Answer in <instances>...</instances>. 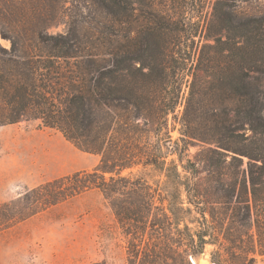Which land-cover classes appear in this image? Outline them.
Instances as JSON below:
<instances>
[{
    "label": "trees",
    "instance_id": "trees-1",
    "mask_svg": "<svg viewBox=\"0 0 264 264\" xmlns=\"http://www.w3.org/2000/svg\"><path fill=\"white\" fill-rule=\"evenodd\" d=\"M85 1L93 26L76 25L65 15V32L49 34L58 13L49 0H0V35L10 41L9 49L0 46V126L39 121L99 157L91 171L43 183L1 204L0 231L96 190L118 226L129 223V264H177L175 254L179 264H191L189 257H198L205 245L221 246L209 232L216 227L208 223L192 232L185 225L181 236L149 234L147 241L146 231L155 226L178 229L176 213L183 209L158 195L167 214L157 218L147 182L122 173L138 167L177 173L166 155L182 163V151L199 144L208 148L182 169L196 173L203 164L231 177L220 202L215 200L227 206L226 229L234 230L222 237L230 256L224 263L256 264L260 257L264 264V13L242 12L243 0H215L210 17L193 22L183 9L175 15L155 0ZM169 116L172 129L179 126L176 141L169 136ZM161 135L169 154L161 151ZM185 193L205 219L201 207L210 202Z\"/></svg>",
    "mask_w": 264,
    "mask_h": 264
},
{
    "label": "rangeland",
    "instance_id": "rangeland-1",
    "mask_svg": "<svg viewBox=\"0 0 264 264\" xmlns=\"http://www.w3.org/2000/svg\"><path fill=\"white\" fill-rule=\"evenodd\" d=\"M20 2L22 0H10ZM56 8V22L48 27L49 34L63 33L66 30L63 23L68 15L76 25L88 27L94 25L91 21L92 12L85 0H49ZM59 1V2H58ZM187 0H155L164 8L177 14V10H184L186 16L193 22L204 21L210 17L215 0H197L194 8L188 7ZM239 9L247 14H263L264 0H243ZM64 19V21L62 20ZM0 46L9 49L10 41L2 39ZM183 96L187 95V88L182 87ZM183 112V104L175 110L179 118ZM171 116L168 118V131L172 141L179 138V126L172 129ZM165 133V130L162 131ZM163 138V139H162ZM167 136H160L159 142L162 153L167 154L165 147ZM153 142L157 138L152 139ZM183 144H179V149ZM207 145L192 144L182 151V163L174 154L166 155V163L174 161L177 173L160 172L155 168H135L125 171L122 176L131 181L144 180L150 186V192L155 194L153 213L162 219V212L166 214L167 202L158 200V195L168 196L174 204H180L183 211H177L178 229L164 224V227H153L146 231L145 239L176 238L181 236L185 225L192 232L203 231L213 225L209 232L221 241L220 245L207 244L203 248L204 258L213 262L224 263L230 256L226 251V244L222 237L234 230H227L229 219L222 204L221 194L231 181L228 175L212 172L203 164L197 165L196 173H188L182 169L187 160L196 162L200 151L207 149ZM99 162L96 155L84 153L66 141L62 135L40 125L39 121H21L12 125L0 126V205L18 201L28 189L43 183L69 176L79 171H91ZM246 160H244L245 166ZM131 172V174H129ZM10 186V188H9ZM8 188L12 192L8 196ZM204 196L202 201L210 202L204 208V218L196 209L188 204L185 191ZM220 202V201H219ZM226 205V204H224ZM20 208V206H17ZM190 209V211H186ZM229 213L231 211H228ZM210 214H213L212 222ZM169 215V214H168ZM224 219V227L218 229V220ZM130 229L125 223L123 229L116 222L109 202L96 190L87 191L70 200L59 203L23 222L0 231V264H129L127 259L128 242L131 235L125 232ZM159 229V230H158ZM158 231V233H157ZM152 243V240H151ZM176 253L182 249L174 246ZM236 254V253H235ZM237 255V254H236ZM200 256V254H199ZM194 258L195 260L197 258ZM179 264V258L173 256ZM169 264L172 260L167 261ZM214 263V262H213ZM225 264V263H224ZM256 264H263L260 257H256Z\"/></svg>",
    "mask_w": 264,
    "mask_h": 264
},
{
    "label": "water",
    "instance_id": "water-1",
    "mask_svg": "<svg viewBox=\"0 0 264 264\" xmlns=\"http://www.w3.org/2000/svg\"><path fill=\"white\" fill-rule=\"evenodd\" d=\"M189 261L191 264H214L213 262L204 258L203 252L200 253L199 258H197L196 260L193 257H189Z\"/></svg>",
    "mask_w": 264,
    "mask_h": 264
},
{
    "label": "crops",
    "instance_id": "crops-1",
    "mask_svg": "<svg viewBox=\"0 0 264 264\" xmlns=\"http://www.w3.org/2000/svg\"><path fill=\"white\" fill-rule=\"evenodd\" d=\"M9 188H10V186H9ZM9 188H8V196H9V194L12 192V190L9 189Z\"/></svg>",
    "mask_w": 264,
    "mask_h": 264
}]
</instances>
